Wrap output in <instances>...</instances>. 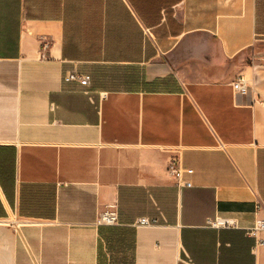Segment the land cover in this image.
Segmentation results:
<instances>
[{"label": "crops", "instance_id": "obj_1", "mask_svg": "<svg viewBox=\"0 0 264 264\" xmlns=\"http://www.w3.org/2000/svg\"><path fill=\"white\" fill-rule=\"evenodd\" d=\"M111 206L132 264H264V0H0V264H101Z\"/></svg>", "mask_w": 264, "mask_h": 264}, {"label": "built area", "instance_id": "obj_2", "mask_svg": "<svg viewBox=\"0 0 264 264\" xmlns=\"http://www.w3.org/2000/svg\"><path fill=\"white\" fill-rule=\"evenodd\" d=\"M45 49L47 48V44H44ZM66 81H76L81 85H89L91 83L90 75H85L79 73L77 70H72L65 76ZM233 86L236 90H247L249 85L247 81L243 77H239L234 83ZM194 171L192 169H186L183 167L181 160L177 156L170 157L168 164H167V174L170 177L175 178L178 181V186L180 187H191L192 182L190 180H185V174H192ZM99 223L101 225L106 226H115L118 224V212L115 206L109 207L105 210L99 219ZM140 224L146 225L151 224V221L148 219H141ZM211 225L216 228H231L236 227L237 223L235 219L227 218V217H217L214 221L211 222ZM264 230V219L259 220L256 227L254 228L255 231ZM260 244H264L261 242Z\"/></svg>", "mask_w": 264, "mask_h": 264}, {"label": "trees", "instance_id": "obj_3", "mask_svg": "<svg viewBox=\"0 0 264 264\" xmlns=\"http://www.w3.org/2000/svg\"><path fill=\"white\" fill-rule=\"evenodd\" d=\"M132 233L131 231L122 230L116 227H108L103 226L100 228V236L103 240V242H107V245L111 252H113V247H115L116 244H118L119 247L125 248L126 245V237H131ZM130 242H129V248H130ZM104 258V251L103 248L101 250L100 247V262L103 263Z\"/></svg>", "mask_w": 264, "mask_h": 264}, {"label": "rangeland", "instance_id": "obj_4", "mask_svg": "<svg viewBox=\"0 0 264 264\" xmlns=\"http://www.w3.org/2000/svg\"><path fill=\"white\" fill-rule=\"evenodd\" d=\"M125 248L121 249V247L116 244L115 247H113V252H111L109 247L104 246V258L102 264H132L130 258V251L129 255H126V251H123Z\"/></svg>", "mask_w": 264, "mask_h": 264}]
</instances>
